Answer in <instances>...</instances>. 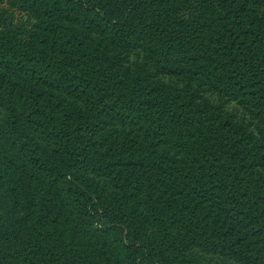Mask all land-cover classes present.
Masks as SVG:
<instances>
[{"label": "trees", "instance_id": "1", "mask_svg": "<svg viewBox=\"0 0 264 264\" xmlns=\"http://www.w3.org/2000/svg\"><path fill=\"white\" fill-rule=\"evenodd\" d=\"M0 264H264V0H0Z\"/></svg>", "mask_w": 264, "mask_h": 264}]
</instances>
